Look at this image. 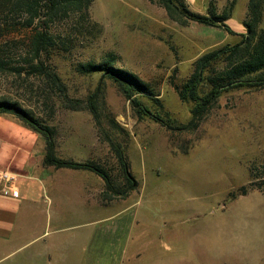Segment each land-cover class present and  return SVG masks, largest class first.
Segmentation results:
<instances>
[{"label": "rangeland", "instance_id": "1", "mask_svg": "<svg viewBox=\"0 0 264 264\" xmlns=\"http://www.w3.org/2000/svg\"><path fill=\"white\" fill-rule=\"evenodd\" d=\"M183 1L201 15L231 6L225 24L233 34L195 22L181 27L148 0H93L90 23L70 14L51 28L54 45L42 57L47 73L33 75L30 29L0 0V99L52 129L57 157L68 145L74 158L108 172L115 191L102 196L100 178L99 203L114 198L109 204L115 212L126 208L131 232L140 233L124 264H264V87L222 93L193 124L192 103L174 89L201 55L246 33L248 0ZM258 28L264 29V8ZM107 58L148 86L152 95L134 98L151 116L139 115L103 72L80 70ZM48 69L60 85L50 82ZM116 150L137 182L124 200L117 194L127 186ZM98 244L105 251L117 246L101 237ZM99 264H105L100 254Z\"/></svg>", "mask_w": 264, "mask_h": 264}, {"label": "crops", "instance_id": "2", "mask_svg": "<svg viewBox=\"0 0 264 264\" xmlns=\"http://www.w3.org/2000/svg\"><path fill=\"white\" fill-rule=\"evenodd\" d=\"M65 146L66 154L58 158L84 162ZM44 156L39 134L0 116V168L17 175L7 194L0 190V261L11 257L9 264H99L100 254L105 264L128 263L140 245V233L131 232L126 208L115 212L111 197L106 205L99 203L100 177L95 173L45 166ZM99 237L116 248L105 251Z\"/></svg>", "mask_w": 264, "mask_h": 264}, {"label": "trees", "instance_id": "3", "mask_svg": "<svg viewBox=\"0 0 264 264\" xmlns=\"http://www.w3.org/2000/svg\"><path fill=\"white\" fill-rule=\"evenodd\" d=\"M4 7L11 13H18L27 29H30L28 53L29 72L33 75L47 73L43 56H48L54 45L51 28L60 20L71 15L82 16L90 23L87 10L93 0H2ZM156 2L166 13L167 18L181 27H187L195 22L208 27H222L229 34L231 29L225 24L230 15L231 6L217 13L207 10L206 15L191 11L183 0H148ZM248 15L245 22L246 33L240 34V40L234 44H224L201 55L193 63L188 78L180 85L174 86L181 101L192 103L190 121L200 120L209 111L222 93L242 87H264V29L258 25L262 17L264 0H248ZM114 61L110 58L101 64L85 63L80 65L81 72H103V75L112 79L121 88L124 96L137 108L139 115H149L150 111L140 100L134 98L135 93L145 96L152 95L148 86L136 75L122 69L112 67ZM2 61L0 58V67ZM50 82L59 84V79L51 69H48ZM60 85V84H59ZM89 111L93 116L96 112L94 103H89ZM0 116L20 121L24 126L39 134L45 141V156L43 165L55 168L86 169L98 175L105 184L106 196L108 190L115 191L113 182L108 174L99 165L92 162H75L63 160L54 154L53 131L43 122L36 119L29 111L22 109L17 103L0 99ZM12 118V119H13ZM155 118V117H154ZM156 118H158L156 116ZM158 120V119H157ZM195 123L194 127L197 125ZM117 158L122 169L127 190L117 193L120 198L127 197L136 189L137 182L130 173L129 166L121 152L116 150ZM119 192V191H118ZM117 198V197H116Z\"/></svg>", "mask_w": 264, "mask_h": 264}, {"label": "built area", "instance_id": "4", "mask_svg": "<svg viewBox=\"0 0 264 264\" xmlns=\"http://www.w3.org/2000/svg\"><path fill=\"white\" fill-rule=\"evenodd\" d=\"M17 175L10 171L0 168V187L3 194H7L15 182ZM14 195V193H12Z\"/></svg>", "mask_w": 264, "mask_h": 264}]
</instances>
